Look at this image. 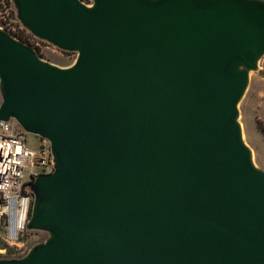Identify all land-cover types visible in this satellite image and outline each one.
I'll use <instances>...</instances> for the list:
<instances>
[{
    "label": "water",
    "instance_id": "water-1",
    "mask_svg": "<svg viewBox=\"0 0 264 264\" xmlns=\"http://www.w3.org/2000/svg\"><path fill=\"white\" fill-rule=\"evenodd\" d=\"M66 67L0 27V121L49 140L0 264H264V169L239 102L264 55V0H13Z\"/></svg>",
    "mask_w": 264,
    "mask_h": 264
},
{
    "label": "rangeland",
    "instance_id": "rangeland-1",
    "mask_svg": "<svg viewBox=\"0 0 264 264\" xmlns=\"http://www.w3.org/2000/svg\"><path fill=\"white\" fill-rule=\"evenodd\" d=\"M82 1L88 5L93 2ZM0 27L32 46L44 60L53 64L66 67L72 65L78 58V52L63 50L28 30L18 19L13 0H0ZM2 100L0 90V105ZM238 108L244 140L252 150L256 166L264 169V55L258 61V69L250 72L249 84ZM11 120L15 129L24 134L28 146L36 153L23 178V188L27 190L38 175L54 170L51 145L49 140L26 131L15 119ZM48 237L49 233L46 231L26 228L18 240L7 242L0 233V259L22 258L34 245L44 242Z\"/></svg>",
    "mask_w": 264,
    "mask_h": 264
},
{
    "label": "built area",
    "instance_id": "built-area-1",
    "mask_svg": "<svg viewBox=\"0 0 264 264\" xmlns=\"http://www.w3.org/2000/svg\"><path fill=\"white\" fill-rule=\"evenodd\" d=\"M35 157L12 120L0 121V233L7 242L18 240L27 228L34 194L31 186L24 190L23 178Z\"/></svg>",
    "mask_w": 264,
    "mask_h": 264
}]
</instances>
